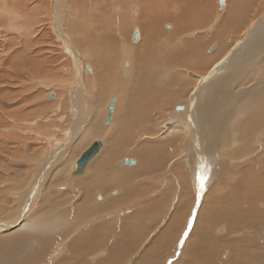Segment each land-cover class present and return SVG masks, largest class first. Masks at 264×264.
Wrapping results in <instances>:
<instances>
[{
	"label": "rangeland",
	"instance_id": "rangeland-1",
	"mask_svg": "<svg viewBox=\"0 0 264 264\" xmlns=\"http://www.w3.org/2000/svg\"><path fill=\"white\" fill-rule=\"evenodd\" d=\"M206 1L209 2V4H207V7L209 9L208 11L205 6ZM249 1L251 2V4L244 3L242 5H239L238 7L234 5L232 6L233 9H238L240 12H242L244 22L239 29H236V31H232L229 34H225V26L226 24H228L227 19H229V15L227 14V12L230 11L231 0H225V4L222 7L219 5L218 0H202L201 4L199 5L201 7L200 11L202 12L199 14H201L202 16L190 14L184 19H180L179 21L175 17L179 16V13L176 12L178 11V9L182 7L183 0H158L157 4L161 7L169 8L171 13V17L169 18L170 20L169 19L163 20V18H159L158 20H155L158 21L157 23H160L161 32H165V34L173 32L174 23L177 24V22L180 25L182 24L186 25V22H188V26L184 27L180 33V35L184 36L182 37L183 41L182 40L179 41L177 39V35H174L172 37H166L162 34V36L159 35V38H157V40L154 43H152V45H155L154 46L155 48L152 49L151 51H148V57L150 58L149 53L151 55H155L156 57L153 58H156L157 61H159L158 63L160 64V66H159V70H155L154 67L148 68L147 70L148 77L147 80L145 81V84L148 87L174 86L176 85V82L172 80V78L174 77L173 75H177L179 77V80L182 81V84L180 85L179 92L177 93L165 94L162 92V93L153 94L151 96V98L154 99L153 103L150 104L145 109L143 105L144 101L142 100L141 102H139L140 99L134 97V95L132 94L134 93L133 91H131L132 93L130 95H125L130 97L128 98V100L123 98L124 91H121L122 89L119 87L121 75L120 72L116 70V66L114 64H109L106 60L101 59L100 62L103 65L109 66V68L104 74H101L100 77H103V80L107 81L108 83H106L107 85L106 84L104 85L102 82V85L99 83L98 86H97L98 81L96 80V77H95V83L97 84H95L93 81H90V78L92 76L90 77L87 76L88 75L87 72L85 71V69L81 67V65L79 69H77V67L74 65L76 60L81 61L80 63L78 62L76 65L81 63L82 64L85 63L87 65V63L89 62L88 65H90V67L93 70H95V74H97L95 65L99 67L103 65L101 63H98L96 59L92 60L93 51L95 49L101 50L103 48H109V46L106 45L109 43L111 44L109 45L112 47L116 45L117 47L116 54L119 61H120V54L123 56L125 50L127 51L128 56L130 57L129 49L132 48L131 45L137 46L141 41L140 38H138L139 41L138 39L136 42L132 41V35L134 30L137 29L140 32L139 26H132L127 33V37L124 40H120L121 41L120 43L117 42L115 43L113 41H116V37L113 35L110 36L108 31L104 30L101 27L103 26V23L99 22L101 7L104 6L101 0H66L63 12L66 15L68 21L66 25L68 34L63 33V35L65 34L64 37H67V39L69 38L71 40V43L73 42V46L76 47L75 50H78L83 57V60H81L82 58L79 56L80 58L78 57V59L74 61L73 58L70 57L68 53L64 51V48L61 47L62 41H60L59 36L55 35L52 32V30H50L49 23L52 20L51 19L52 9L48 6L49 0H0V103H1L0 104L1 107L0 108V130H1L0 131V161H1L0 162V198H1L0 205L3 202V205L6 210L5 219H10V216L12 217L13 214H16V209L14 205L17 203L18 200L22 199L23 193H18L22 191L20 189L17 190L16 182L22 181L23 183H25V185L21 188L22 190H24L26 187H29L33 183L34 180L33 177L35 176L34 175L35 173H33V177L31 175L35 167V163L33 162L34 159L33 157L38 156L37 154H34L33 148L39 147L43 152V149L47 148L48 146L58 147L61 146L60 144L62 143V145H64L63 148L65 149H63V151L61 150L60 160L61 159L65 160V161L62 160V166H64V171L67 166V170L65 174L66 176H68V178L67 177L66 178L69 181V177H70L69 175H71L72 171L75 169V165H76L75 160L77 159L76 157H78L77 155L80 154L83 148H85L90 143V141L96 138L93 136H86V137L83 136L86 132H88V128H89L88 123L89 121H91L94 115L95 117H99L100 121L102 120L103 124L102 122L99 121L100 125L102 124L101 126H103V128H107L105 132L106 136L103 139L105 140V147H106V145L108 144V136L110 135V133L112 134L114 131V125L112 128L108 127V124L110 122L108 124H104V118H105L104 112L106 106L105 104L107 103L108 98L111 96L116 97L115 102H116L117 114H118L117 108H119V104H120L119 102H121V100L127 101L128 105L130 104L131 105L130 108L121 112L122 113L121 118L125 122L124 125L117 128V132L119 133V138L116 141L115 146L113 147L114 156H112L110 160H107V162L104 163L105 166L101 164V174L104 177L105 172L117 174V172H123L125 170H131L133 168L139 169L140 167L138 166L141 164V162L136 156V150H138L139 148H143L145 146L160 145L161 139H163L161 136L163 134H160V131H162L163 128L165 127L166 125L165 122L167 121V118L168 119L171 117L176 118L177 114L180 113L178 111L177 112L173 111L174 107L179 103H187V102L189 103L190 101L191 97L189 98L187 97L188 91L196 84L197 81L194 72L203 71L202 74H204V71L207 72L208 68L210 67V66L206 67L205 65L207 61V57L205 55L212 54L216 51L217 46L220 43V39L223 38V36H228L229 41L235 38L237 39L238 37L241 36V33L245 34L247 30L249 31L252 28V26L256 23L255 22L256 19L258 20L259 18H261V16L264 15L263 13L264 10H261V6H263L264 0H249ZM95 3L97 5H95ZM31 5L35 6V8H32ZM122 8L125 11L127 10L128 12H130L129 5L125 4V6H123ZM113 10L114 9L110 8L111 15L114 14ZM139 11L140 8L137 13H139ZM173 14L175 16H172ZM111 15H110V20H111ZM175 19L177 20V22L175 21ZM251 21H253V23H251ZM93 23L95 24L92 25ZM261 24L262 25L259 26L261 28L260 30L262 31H258L256 36L257 35L259 36V34H261L262 32L264 33V25H263L264 22ZM165 25L169 27L166 28ZM97 27L99 28V35L97 36L96 41L95 42L90 41L89 43H86L85 39L87 37L88 31ZM235 28L236 27H234V29ZM157 29L159 28L157 27ZM215 32L217 37L210 42L209 36ZM106 37L107 39H105ZM251 41L253 45L254 40H252V38L248 41V43L249 42L251 43ZM82 42L83 45L81 46ZM22 45L26 47L24 54H16L15 56L11 57V53L17 47H20ZM214 45H216L215 50L210 52L209 51L210 48L213 47ZM39 50L41 51V53L40 55H38L39 59H37L33 57L32 54L39 52ZM192 51L197 52L200 55L199 64L196 62V59H193ZM251 55L248 54L247 57H250ZM241 60H245V58H242ZM153 63H155V61H152L150 64ZM248 64H249L248 67L250 66L249 67L250 69L248 68V70L252 72L253 70L251 69H253L254 65L250 63ZM124 67H129V65L127 64ZM75 69L76 71L78 70V72H80L78 75L76 74V71H74ZM115 77H117L118 80L117 86L114 84L115 80L113 78ZM87 79L88 81H90V83H88ZM128 83H129L127 84L128 88L134 85L132 81ZM110 84L113 85L111 86ZM250 84L251 83H249L248 85ZM6 87L8 89H6ZM176 88L177 86H175V92H176ZM50 91L54 94V97L51 99H49L47 95V93H49ZM72 91L73 93H75V95L72 93ZM231 98L232 100L233 99L237 100L233 98V96ZM22 101L24 102L23 107L25 108L19 110V108L17 107L21 105V104L19 105V102ZM138 109L139 110L143 109L144 111L138 115L137 114ZM17 111H19V113ZM167 112L170 113V115ZM151 118H153L152 124L150 123ZM187 122L189 123L188 120ZM124 127L126 133L123 130ZM72 128L73 129L77 128V129L73 130ZM74 133L76 134V136H74ZM253 133H255L252 134L253 139L250 138L248 144L250 145V147L247 146V149L250 151V152L248 150H247L248 152L246 151L249 155V156L247 155L246 157L247 159H245L244 163L242 161V163L240 164L241 166L239 165L238 168H236L237 171L236 170H234L233 172L227 171L224 174L226 181L227 180L230 181L229 179H231V177L234 176L233 177L234 184L239 187L240 185L238 184L241 181H243V177L248 175L249 176L256 175L257 176V177L255 176L256 181L262 180L264 182V178H262L264 177L263 176L264 161L262 159V157L264 156V149L262 150L261 147L257 148L259 150L252 149L256 147V144L258 142V136L261 133V129L259 128ZM146 135H151L152 138L150 139L153 141L155 140L156 143L152 145L151 140H148L146 138ZM234 137L236 139V133ZM122 138H125L127 140V144L121 140ZM64 139L66 141L68 139V144L66 146H65L66 141ZM188 140H189V135L185 139L184 142L185 144L184 143L183 145L179 144L180 140L177 142L178 145L176 144V147L173 149L172 154H170L169 151H167V154L164 155L166 157V160L165 161L162 160L161 162L162 167L159 169V171L155 173L156 176H154L155 174L137 175V173H134V175L125 177L127 179L126 183H119L114 187L109 186L112 189L114 188L115 190L117 189L121 191L123 190V188L127 189L128 187L126 185L129 184L128 186L131 189L127 190V194L132 198L129 201L123 203H115V204L110 203V205L112 204L113 208L111 207L108 209L110 205L107 208H105V210L96 207L97 212L95 213L93 212L94 213L93 216L91 213H90L91 215H87V217L89 218V222L93 218H98L96 219L97 221H95V219L92 221L93 225L102 222L103 224L102 227H103L108 224L105 230L103 228L104 232L102 233L101 240L100 241L98 240L99 242L97 241V243H95L96 244L95 247L98 246L97 247L98 249L94 247V249L96 250L95 254L94 253L91 254L90 252H94V251H91L89 248L84 249L85 247H82L81 249L80 245L84 244L83 242L85 241H79L73 247L68 246V243L76 235L84 232V229L81 226V223L83 221L82 222L79 221L80 223L76 224L77 225L76 227H73L74 225L72 226L69 225L71 226V229L73 228V230L70 231L71 233L69 232L70 236L68 235L66 237H63L62 235L63 233H60L59 236L56 237L54 243L50 242V244L48 245L49 249H47V251L45 249L46 253H48V259L43 257L41 261L39 260L38 264H46V263L48 264L50 256L56 251V249L58 250V247L61 244H65L63 253L60 254L59 257H56V259H54L53 262L51 263L49 262L50 264H93L95 263L96 259L91 263L89 262L90 260H92L90 256L91 255H94L96 257L101 256L102 251L104 253H108L104 251V248H108L111 242H117L118 239H125L126 236L131 237L132 235L141 236L145 234V235H150V237H153V234L156 233L158 234L162 231L163 225L166 226L168 224L166 222L170 220L171 212L172 214L175 212V205L179 200L183 201L184 204V206L181 207L179 211L185 208V204L186 206L189 205L191 210L187 211L188 213L187 217L185 216V218L182 221L180 219H177L174 225L170 226L169 224L170 228L171 227L173 228L172 235L169 234L171 236L169 240L166 241L165 238L161 239V242L165 241L166 242L165 245L168 246L166 251H164L165 255H167V257L169 255L171 256L167 259L166 264L168 263L171 264L173 260H179L181 258L180 255H181L182 246L185 240L188 239V236L191 234L190 232L195 222L199 221L198 222L199 228H203L207 224L213 222L214 224H212V226L209 229V233L207 234L211 236L215 232H218L219 234H222L219 236L220 238L222 239L225 238L222 237L224 235L223 232L225 230V228H223L224 226L219 227L217 229L218 231H215L216 228L220 226L222 223H227L224 220H222V222H218L219 214L217 213H219L220 211V205L218 206L214 205L212 207L206 206L205 208L203 207L202 212L204 213L208 211L206 212L207 215L202 217L201 219L199 218V214L201 212L200 211L201 206L203 205L202 201L206 198L205 196L208 195L209 191L212 190L213 188L217 190L219 188L220 177L222 175L223 170L225 169V168L222 169V165L224 164V161L223 160H222L223 162L220 161L221 158L217 154V157L216 156L215 157L218 158L216 162L218 161L217 164H219V167H217L216 162L213 163L210 162L212 165L215 164L216 173L211 174L206 172L205 183H204L205 188L200 193V199L203 200L202 201L199 200V203H197V191H198L197 177L194 178L193 180L190 174L188 175L187 171L185 170V165L180 161V158L174 157L175 155L179 156L180 154L184 153L183 151H185L186 149V147L184 146H186ZM237 143L236 145L230 144L232 148L229 145L225 146V148H229L232 151H234L236 148H238L239 143L238 144ZM176 148L179 150H177ZM159 151H164V150L161 149ZM62 153L63 155H61ZM3 154L4 156L1 157V155ZM100 154L101 153H99L94 160L99 158ZM259 154L262 155L260 156L261 159L258 156ZM128 156L135 158L137 162L139 160L138 163L136 162L137 165L134 166H127L124 164L122 165V163L120 162L121 158ZM66 157L68 158L67 160ZM94 160L92 162H94ZM204 160L207 159L205 158ZM177 161H179L180 163H178ZM92 162L87 166L88 168L85 169V172L82 175H80L81 179L84 176V174L85 176L83 178L87 177L89 178V180L90 178H93V172L95 167H93L94 163ZM118 164L121 165L119 166ZM245 164L246 165L249 164V166H252L251 170H253L254 168V170L248 173L247 175L241 172V169L247 167ZM172 165L174 166L173 167L174 169L172 168ZM96 167H100V166H96ZM107 167H109L110 169H108ZM124 167H128V168L124 169ZM171 172H173L174 174V183L172 184L169 183V185L167 186L162 184L161 179H163V177L169 176ZM20 173H22L21 176H19ZM108 173L106 175H108ZM160 175L162 176L160 177ZM157 176H158V180H157ZM60 177L62 179V176ZM66 178L63 181H60L61 179L54 180V182L56 183L51 185V188L53 189L59 184L60 185L65 184L67 182ZM183 178L186 179L185 183L184 182L181 183V181H183ZM154 179L156 181H154ZM83 181H81L80 184L76 182L72 183L70 181L69 183H67L68 185L66 187L78 189L80 188L79 185H81ZM47 182L48 180L45 179L43 184H47ZM106 182H108V177L106 178ZM227 185L230 187L229 184ZM44 186L45 185H43V190L45 189ZM243 186L245 188V185ZM111 188L109 189L107 188L108 189L107 191L106 188L98 187L95 190L89 192L88 193L89 197H87L89 199V202L91 203L92 200L93 201L96 200L95 199L96 197L94 196L96 192L99 191L100 189L102 190V191L100 190L101 194L105 192L104 194H106L108 198L109 196L110 198L112 196H115V195H111L112 192L114 191L111 190ZM168 188H170L171 190L169 191ZM184 189L187 191L185 192ZM188 189L191 192H189ZM16 191H18L17 192L18 198L15 196ZM41 191L42 189L39 190V195L36 201L40 198ZM228 191L229 189L227 190V192ZM13 192H14V196H13ZM256 192H257L256 194L258 195H262V196L264 195V190L261 188H258ZM59 193H63V192L59 191ZM218 194L219 193L213 195L215 199ZM67 195H69L67 198L68 200L66 199L67 202L63 203L64 206L62 205L56 208L57 210L61 209V211L58 213H67V211H71L69 212L70 216L68 215V218L65 219L66 221L64 220L63 223L69 221L74 213L73 209H69L70 207L72 208L71 204L74 203L73 202L75 200V197H73L74 194H67ZM10 199H13V201L11 202ZM69 201L70 202L72 201L73 203L72 202L70 203ZM93 201L92 203L94 204ZM153 201H158L161 203L157 207L156 211L153 210L149 212V210H147V208L145 207H147V205H150V203ZM97 202H102V199H97ZM228 203L230 204L231 202ZM257 205L263 206L261 202L257 203ZM194 207L198 209L195 211L196 213L191 214V218L189 219L188 216H190L191 211L193 212V209H195ZM137 210L138 212L139 210L141 211L138 213ZM226 211L227 212L229 211L228 207H226ZM136 212L137 215H139L141 212L146 215L145 216L146 218L143 217V219L145 218V220L141 219V221L143 220L142 223L144 222V224L140 223L142 224L140 226V225H135V222H132L129 225V223L126 222L125 225L122 224L121 226L122 221L131 219L132 217L135 216ZM148 212L152 214L149 215ZM144 214L142 216H144ZM250 214L257 216V217L253 216L254 217L253 221L258 222L260 220L259 224L262 223L261 220L264 219V206L258 207L256 210H252ZM137 215L135 217H137ZM152 215L154 218L151 217ZM235 217L237 218L234 221L235 225L239 228H245L246 227L245 221L251 216L245 218L240 214H237ZM189 220L192 221L190 226H189ZM196 225L197 223L194 226ZM89 226L86 225L84 228L88 230L90 228ZM226 226L228 228V225ZM262 228L261 229L263 231L261 230L259 232V235L264 236L263 235L264 224ZM80 229L83 230L81 231ZM124 229H126V231H124ZM66 230H68L67 227ZM167 233H170V230ZM184 233H187V235L184 236ZM179 235H180V239H179ZM182 238H183V244L181 245L180 241ZM209 239L210 238L208 237L205 240V244L208 243L207 247L209 246V249L211 250H213V247H216L215 251L213 252H215L216 255L223 254L224 256L220 255L221 256L220 259L223 260L226 259L225 254L229 253V251L226 252L227 247L225 245H224L225 247H223V245H221L220 242H219L220 246L219 244L216 245L214 244L215 245L214 246L211 243L213 240H209ZM60 241H62L63 243ZM198 242L199 241L197 240L195 244ZM101 243H102V248L104 247L103 249L101 247L99 248V244ZM133 244L134 243L132 242V245ZM137 245L138 242H136V250L133 253V258L136 257L137 254L139 253V247H137ZM256 247H258V245L250 244L247 248L255 249ZM220 248H222V250ZM178 250L180 251V253ZM118 254L119 253H116L113 256H109L107 258V260H109L108 261L109 263L105 262V264H121ZM63 257H66V259L65 258L63 259ZM184 259H189V262L184 261V264H220L218 262L217 256H212L210 262H207L203 256H197L196 252L194 255L189 254ZM132 260L133 259H126L125 263L123 262L122 264H128V263L130 264Z\"/></svg>",
	"mask_w": 264,
	"mask_h": 264
},
{
	"label": "bare ground",
	"instance_id": "bare-ground-1",
	"mask_svg": "<svg viewBox=\"0 0 264 264\" xmlns=\"http://www.w3.org/2000/svg\"><path fill=\"white\" fill-rule=\"evenodd\" d=\"M101 1L103 2L104 6L101 7L99 22L103 23V26H101V27L104 30L108 31L110 36L113 35L116 37V41H113V42L120 43L121 42L120 40H124L127 37V33L132 26H139V28H140V32L138 30L137 36H138V38H140L141 41H140L139 45H137V46L131 45L132 48L129 49V53H130L131 58L128 56V53L125 50L123 56L120 54V61H119L117 54H116L117 47H116V45L114 47L110 46L111 45L110 43H109L110 45L106 44L109 46V48H103L101 50L95 49L93 51V59L92 60L96 59L98 63H101L100 62L101 59L106 60L109 64H114L116 66V70H118L120 72L121 78H120V86L119 87L122 89L121 91H124L123 98L128 100V98H130V97L125 96V95H130L132 93L131 91H133L134 93H132V94L134 95V97H137L140 99V101L138 100L139 102H141L142 100L144 101V103L143 102L142 103L144 105V108L146 109L150 104L153 103L154 99L151 98V96L153 94L162 93V92L165 94H171V93L179 92V88H180V85L182 84V81L179 80V77L177 75H173L174 77L172 78V80L176 82V85L173 84L174 86H169V87H162V86L148 87V86H146L145 81L147 80V77H148V74H147L148 68L154 67L155 70H159V66H160V64L158 63L159 61H157L156 58H153V57H156L155 55H151L149 53L150 58L148 57V51H151L152 49L155 48L154 47L155 45H152V43H154L157 40V38H159V35L162 36V34L166 37H172L174 35H177V39L179 41H181L183 39L182 37H184V36L180 35V33L184 27L188 26V22H186V25H183V24L180 25L177 22V20L179 21L180 19H184L185 17H187L190 14L202 16L201 14H199V13H202L200 11L201 7L199 6L201 4L202 0L201 1L200 0H196V1L195 0H183L182 7H181L182 9L180 8L176 12V13H179V16L175 17L177 19V20L175 19L177 24L174 23L173 32L166 33V34H165V32H161V30H160L161 25H160V23H157L158 21H155V20H158L159 18H163V20L169 19L171 17V13H170L169 8H164V7L159 6L157 4L158 0H101ZM65 3H66V0H49L48 6L52 9V13H51V15H52L51 19L52 20L49 23L50 30H52V32L55 35L59 36L60 41H62L61 47L64 48V51L66 53H68V55L70 57H72L74 61L76 59H78L79 56L82 58L81 60H83L81 53L78 50H75L76 47L73 46V42L71 43V40L69 38L67 39V37H64L65 34H68L67 28H66L68 21H67L66 15L63 12ZM244 3L245 4H251V2L249 0H231L230 11L227 12V14L229 15V19H227L228 24H226V26H225V34H229L232 31H236V29H239L240 26L243 24L244 19H243L242 12H240L238 9H233L232 6L234 5V6L238 7L239 5H242ZM125 4L129 5L130 12H128L127 10L125 11L122 8L123 6H125ZM207 4H209L208 1L205 2V6H206V9L208 11L209 9L207 7ZM95 5H97V4L95 3ZM138 6L140 8L139 13H137L139 10ZM31 7L35 8V6H33V5H31ZM110 8L114 9L113 15H111ZM261 10H264V4H263V6H261ZM110 15H111V20H110ZM172 16H175V15L173 14ZM213 17H214V15H213ZM225 18H226V16H225ZM255 22L257 23V24H255V26H253L252 28L250 27L251 29L249 31L247 30L248 32L246 31L245 34L241 33L240 37H238L237 39L235 38L236 40L230 39L231 41H229L228 36H223V38L220 39V43L217 46L216 51L212 54L205 55L207 57V61H206L205 65H206V67L210 66L208 68V71L207 72L204 71V74H202L203 71L202 72H199V71L194 72V74L196 75L195 77L197 78L196 79L197 81H196V84L192 88H190V90L188 91L187 97L188 98L191 97L190 101H189V103L188 102L187 103H179L178 105H176V106L182 105L184 107V109L181 111L173 109V111H176V112L178 111L180 113L177 114L176 118H172L171 116H170L171 118H169V119L167 118V121L165 122V124H166L165 127L163 128L162 131H160V134H163V135H161L163 139H161L160 145H158V146L154 145L156 143L155 140L153 141L150 139V138H152L151 135H146V138L148 140H151V144L154 145L155 147L154 146H145L143 148H139L138 150H136V156L138 157V159L141 162V164L138 166V167H140L139 169L135 168V169H137V170H135L133 168L131 170H125L123 172H117V174L107 172L108 175H106L107 173L105 172L106 176L104 175V177L101 174V164L104 165V163L107 162V160H110L111 157L114 156V148L113 147L115 146V143L119 138V133L117 132V128L124 125V122H125L121 118L122 117L121 112L130 108V105H131V104L128 105L127 101H122V100H121V102H119L120 103L119 108H117L118 114L116 112V102H115V106H114L115 108H114V111L112 114V119H111L112 121H110V123L108 124V127H110V128H112L114 125V131L112 134L110 133V135L108 136V144L106 145V147H105V140H103V139L106 136L105 132H106L107 128H103V126H101L103 124V122H102V120L101 121L99 120V117H95V115H94V117H92L91 121H89V123H88V125H89L88 132H86L83 135L84 137L93 136L96 138H94L92 141H90V143L85 148H83V150L80 152V154L83 151H85L94 141H101L102 142L101 150L87 163V165L85 167V169L88 168L87 166L95 159V157L99 153H101L99 158H97L96 160H94V162H92V163H94L93 167H95V168H94V172H93V178H90V180L87 177H86L87 179L83 178L85 176V174L81 179L80 175H78V176L72 175V173H71L72 176L69 175L70 176L69 181L67 180L68 176H66V174H65V172L67 170V166H66V169L64 171V166H62V160H64V159L60 160L61 150L63 151V149H65V148H63L64 145H62V143L60 144L61 146H58L59 148L48 146L47 148L43 149V152L41 151V148H39V147L33 148L34 154L38 155L36 157H33L34 158L33 162L35 163V167L33 169V172L31 171L32 172L31 175L33 177V173H35L34 174L35 176L33 177L34 180H33V183L29 187H26L24 190H22L21 188L25 185V183H23L22 181L16 182L17 190L20 189L22 192L16 191L15 196L17 197L18 193H23L22 199L18 200L17 203L14 205V207L16 209V214H13L12 217L10 216V219H5L6 218V215H5L6 210H5V207L3 205V202L0 205V264H38L39 260L41 261L43 259V257L48 259V253H46V251H47V249H49L48 245L50 244V242L54 243L56 237L59 236L60 233H63L62 234L63 237H66L68 235L70 236V233H71L70 231L73 230V228L71 229V226L74 225L73 227H76L77 226L76 224L80 223L79 221H81V222L83 221L81 223V226L83 227L84 232L76 235L68 243V246L73 247L77 242L85 241V242H83L84 244L80 245L81 249H82V247H85L84 249L89 248L91 251H94V252H90L91 254L95 253L96 252V250L94 249V247L96 245L95 243H97L98 240L99 241L101 240L102 233L107 228L108 224L106 226H103V227H102V225H103L102 222H100L96 225H93L92 221L94 219H95V221H97L96 219H98V218H93L89 222V218L87 217V215L92 214V216H93L94 213L97 212V208L105 210V208H107L110 205V203H113V204L123 203V202L129 201L132 198L127 194V190L131 189L128 186L129 184L126 185L128 187L127 189L123 188V190H121V191L117 190V189L115 190L114 188L112 189L109 186L114 187L119 183H126L127 179L125 177H129L131 175H134V173H137V175H148V174L153 175V174H155L162 167V165H161L162 160L163 161L166 160V157L164 155L167 154V151H169V153L172 154L173 149L176 147L177 142L180 140L179 144L183 145V143L185 142V139L188 137V135H189V140L187 141L186 146H184V147H186L185 151H183L184 153L180 154L181 156L175 155L174 157L180 158V161L185 165V170L187 171L188 175L190 174V176L193 178V180L196 177L198 178V176L201 173H203L204 176L206 175V172L211 173V174L216 173L215 172L216 171L215 164L212 165L210 162H212V163L216 162V160L218 159V158H216L217 154L221 158L220 161H222V160L224 161V164L222 165V169L225 168L222 172L221 177H220L218 190L213 188L212 190L209 191L208 195L205 196L206 198L204 200L202 199L203 201L201 199H199L202 201V204H203L201 206V210H200L201 212L199 214V218L201 219L202 217L207 215L206 212H208V211H206L204 213L202 212L203 207L205 208L206 206L212 207L214 205H216V206L220 205V211L218 210L219 213H217V214H219L218 222H222V220H224L227 223H222L215 230V231H218L217 229L219 227L224 226L223 228H225V230L223 232L224 235L222 237H225V238L222 239L219 237L222 234H219L218 232H215L211 236H209L207 234V233H209V229L212 226V224H214L213 222L207 224L203 228L198 227L199 221L195 222L194 225L196 223H197V225L192 226V229L190 232L191 234L188 236V239L185 240V242L182 246L181 255H180L181 258L177 262L176 261L174 263L171 262V264H184V261L189 262V259H184V258L186 256H188L189 254L194 255L195 252L197 253V256H203L207 262H210L212 256H217L218 262L220 264H264V238H263L264 236L259 235V232L263 229L262 227L264 224V219L262 218L263 219V220H261L262 223L259 224L260 220L258 222L253 221V219H254L253 216H256V215L250 214V212L252 210H256L258 207L264 206V197H263L264 195L262 196V195L256 194L257 193L256 190L258 188H261L264 190V182L262 180L256 181L255 180L256 175H254V174H251L254 176L242 175L244 177H243V181H241L238 184V185H240V187H239V186L234 184V179H233L234 176H232L231 179H229L231 182L227 180L229 183L226 181L225 176H224L225 172H227V171L233 172L234 170H236V168H238V166L242 163V161L244 163L245 159H247L246 158L248 155L247 152L249 151L247 149V146L250 147V145H248L250 138H252V136H253L252 134L257 133V132H255V133H253V132L258 130L259 128L261 129V133L258 136V142L256 144V147H254L252 149L254 150V149H257L258 147L259 148L261 147L262 150L264 149V137H263L264 136V130H263V127H264V75H262V74H264V33L262 32L261 34H259V36L258 35L256 36L258 31H262V30H260L261 28L259 25H262L261 23L264 22V15L261 16V18H259L258 20L256 19ZM251 23H253V21H251ZM94 24L95 23H93L92 25H94ZM157 27L159 29H157ZM234 27H236V28L234 29ZM246 29H248V28H246ZM205 30H206V28H205ZM63 33H65V34L63 35ZM98 35H99V28L98 27L89 30L87 37L85 39L86 43H89L90 41L95 42ZM216 37H217L216 32L212 33L209 36L210 42L212 40H214ZM250 37L252 38V40H254L253 45H252V41H251V43L250 42L248 43V41L251 39ZM105 39H107V37ZM218 39H219V37H218ZM138 41H139V39H138ZM190 42H192V41H190ZM82 45H83V42L81 43V46ZM241 46L244 48H242ZM25 48L26 47L24 45L17 47L11 53V57L15 56L16 54H24ZM40 48H38V49H40ZM192 52H193V59H196V62L199 64L200 55L197 52H194V51H192ZM40 53H41V51L39 50V52L32 54V56L39 59L38 55H40ZM248 54L249 55L252 54L253 57H252V55L250 57H247ZM242 58H245V60H241ZM76 61H75L74 65L77 67V69H79L80 65H81V67L83 69H85V71L87 72V74H88L87 76H89V77L92 76L90 78V81H93L95 83V77H96L98 84L97 83H95V84H97V86L99 85V83L102 85V82L104 85L106 83H108L107 81L103 80V77H100V75L104 74L107 71V69L109 68V66L103 65L102 63L101 64L103 66H101V67L95 65V68L97 70V74H95V70H93L90 67V65H88V63H89L88 61H87L88 62L87 65L85 63H83V64L81 63V64L76 65L78 62L79 63L81 62V61H77V62ZM152 61H155V63L150 64ZM248 61H250V62H248ZM248 63L254 65L253 69H251V70H253L252 72L248 70V68L250 67V66L248 67V65H249ZM127 64L129 65V67H124ZM87 67L90 68V71H88ZM74 71H76V69ZM79 73L80 72H78V70H77L76 74L78 75ZM113 79L115 80L114 84L117 86L118 85L117 77H115ZM256 79H258V80H256ZM87 81H88V79H87ZM90 81H88V83H90ZM131 81L133 82L134 85H132L131 87L128 88L127 84H129L128 82H131ZM249 83H251V84L248 85ZM110 85L112 86L113 84H110ZM175 86H177L176 92H175ZM6 89H8V88L6 87ZM165 89H167V90H165ZM90 90H92V89H90ZM234 90H236V91H234ZM50 93H52V92L50 91L49 93H47V95H49ZM72 93H73V91H72ZM73 94L75 95V93H73ZM232 96H233V98H235L237 100H234V99L232 100V98H231ZM112 97H114V96H111L108 98L107 103L110 101V99ZM114 98L116 100V97H114ZM107 103L105 105H107ZM19 105L20 106L17 107V108H19V110L25 108V107H23L24 106L23 101L19 102ZM155 107H156V105H155ZM143 111H144L143 109H140V110L138 109L137 114L139 115ZM17 112L19 113V111H17ZM93 112H94V110H93ZM115 112H116V115H115ZM104 114L106 115V106H105ZM168 114L170 115V113H168ZM100 119H102V118H100ZM152 119L153 118L150 119L151 124H152ZM187 120L189 121V123L187 122ZM99 121L102 122L101 125H100ZM75 129H77V128H75ZM75 129H73V130H75ZM123 130L125 131V127L123 128ZM125 133H126V131H125ZM235 133H236V139L234 137ZM74 136H76L75 133H74ZM121 140L127 144V140L125 138H122ZM65 141H62V142H65ZM236 141L239 143V145H238V148H236L234 151H232L229 148H225V146H227V145L230 146V144L236 145V143H237ZM67 144H68V139L66 141L65 146ZM230 147L232 148V146H230ZM252 147H253V145H252ZM161 149H163L164 151H159ZM177 150H179V149H177ZM257 150H259V149H257ZM80 154L77 156L79 157ZM243 154H245V155H243ZM61 155H63V153ZM2 156H4V154L1 155V157ZM258 156L260 157L262 155L259 154ZM78 157H76V158L78 159ZM125 158H129V159H132L133 161H135V165H137V163L139 162V160L137 162L135 160V158L130 157V156L121 158V161H122V159H125ZM205 158L207 160H204ZM67 159L68 158L66 157V160ZM171 159H173V158H171ZM241 159H243V160H241ZM260 159H261V157H260ZM262 159L264 161V156L262 157ZM177 162L180 163L179 161H177ZM217 162H216V164H217ZM75 164H76V162H75ZM118 165L120 166L121 164H118ZM173 165H172V168L175 166V165L174 166ZM96 166H100V167H96ZM132 166H134V165H132ZM246 166L247 167H245L244 169H241V172H243L245 175H247L248 173H250L251 171L254 170V168H253V170H251L252 166H249V164ZM135 167H137V166H135ZM217 167H219V164H217ZM107 168L110 169L109 167H107ZM126 168H128V167H124V169H126ZM172 168H170V169H172ZM108 171H110V170H108ZM168 171H169V169H168ZM172 171H174V170H172ZM238 171H239V169H238ZM84 172H85V170H84ZM21 175H22V173H20L19 176H21ZM60 176H62V179ZM154 176H156V174ZM161 176L162 175H160V177ZM208 176H209V174H208ZM107 177H108V182H106ZM183 177H185V176H183ZM260 177H262V176H260ZM65 178L67 180L66 183L64 182L66 185L65 184H61V185L59 184L57 186L55 185L56 186L55 188H53V189L51 188V185L56 183V182H54V180H56V179L60 180L61 179L60 181H63V180H65ZM262 178H264V177H262ZM45 179L48 180L47 184H43ZM83 179H84V181H83ZM144 180H145V178H144ZM157 180H158V176H157ZM70 181L72 183L76 182L78 184H80L81 181H83V183L81 185H79L80 188H78V189L77 188H71V187L67 188L66 187L68 185L67 183H69ZM154 181H156V180L154 179ZM161 181H162V184H164L166 186L169 185V183H171V184L174 183L173 172H171V174L169 176L163 177V179H161ZM182 182L185 183L186 179L183 178V181H181V183ZM159 183H161V182H159ZM227 184H229L230 187ZM43 185H45L44 190H43ZM74 185H76V184H74ZM243 185H245V188ZM26 186H28V185H26ZM126 186H123V187H126ZM191 186H194V185H191ZM98 187L106 188L107 191L109 188H111V190H114L113 191L114 194L112 192L111 195H115V196H112L111 198L109 196V198H108V196L106 194H104L105 193L104 191H103L104 193L101 194V192H100L101 189H100L99 191H97L98 193L96 192V194L94 196V197H96L95 198L96 200H94V201L92 200L94 202V204L92 203V201L90 203L89 199L87 198V197H89L88 193L95 190ZM162 188H163V186H162ZM40 189H42L41 195H40V198L36 201V199L39 195ZM61 189H63V190H61ZM74 189H76V190H74ZM137 189H138V187H137ZM168 189H169V191L171 190L170 188H168ZM228 189H229V191L227 192ZM143 190H145V189H143ZM59 191H61L63 193H59ZM186 191L187 190H185V192ZM188 191H189V189H188ZM251 191H254V192H251ZM139 192H140V190H139ZM158 192H160V191H158ZM189 192H191V191H189ZM216 193H219V194L216 196V199H215L213 195H215ZM67 194H74L73 197H75V200L74 201L72 200L74 203L71 201L73 203V204H71L72 208L71 207L69 208V209H73L74 213H73L71 219L69 218L70 219L69 221L63 223V221L68 218V215L70 216L69 212H71V211H67V213H58L61 211V209L57 210L56 208L59 206H62L64 202H67L66 199L69 196ZM97 195L102 196L100 198V199H102V202H97ZM13 196H14V192H13ZM180 197H182V196H180ZM13 199H10L11 202L13 201ZM91 199H93V198H91ZM189 202H192V201H189ZM228 202H231V203L229 204ZM259 202H261L263 204V206L257 205V203H259ZM160 203L161 202L153 201L150 203V205H147V207H145V208H147V210H149V212H151L153 210L156 211V209ZM68 205H69V203H68ZM105 205H107V206H105ZM183 206H184L183 201H181V200L177 201V203L175 205V212L172 214V212L170 210V212H171L170 220L168 218L169 221L166 222L168 224L166 226L163 225L162 231L158 234L157 233L155 234V236H154L155 241H160L161 239H164V238L166 239V241L170 239L171 236L169 234L172 235V231H173V228L172 227L170 228V226L174 225L176 223L177 219H180L182 221L185 218V216L187 217V214H188L187 211L191 210L190 206L189 205L186 206V204H185V208H183V210L179 211V209ZM111 207H112V204L108 207V209ZM226 207L229 208L228 212L226 211ZM197 209L198 208H195V211ZM114 211H115V209H114ZM140 211L141 210H139V212ZM172 211H174V210H172ZM65 212H66V210H65ZM106 212H107V210H106ZM137 212H138V210H137ZM137 212H136L135 216L137 215ZM111 213H112V211H111ZM192 213L193 212L191 211L190 216H188L189 219L191 218ZM143 214L144 213L141 212L139 215H137V217L134 216L129 220L122 221L121 226H122V224L125 225L126 222H128L129 225H130V223L135 222V225L141 226L142 224H144V222L142 223V221L145 220V218H146L145 214H144V216H142ZM151 214L152 213H149V215H151ZM237 214H240L241 216H243L245 218L251 216L245 221V223H246L245 228H239L235 225L234 221L237 219L235 217ZM154 216H155V214H154ZM143 217H145V218L143 219ZM151 217L154 218L153 215ZM194 218H196V217H194ZM199 218H198V220H199ZM141 219H143V220L141 221ZM207 219H209V218H207ZM206 221H208V220H206ZM206 221H204V222H206ZM140 223H142V224H140ZM169 224H170V226H169ZM69 225H71V226H69ZM86 225L87 226L90 225L89 226L90 228L88 230L86 228H84ZM226 225H228V228ZM68 226H69V228H68ZM81 226H79V227H81ZM66 227L69 231L66 230ZM103 228H104V230H103ZM169 230H170V233H167ZM74 231H75V229H74ZM124 231H126V229H124ZM119 234H121V233H119ZM242 235H244V236H242ZM207 236L210 238L209 240H213L211 242L213 245L219 244V246H220V243H221V245H223V247H225V246L227 247L226 252L229 251V253L225 254L226 259H224V260L220 259L221 256H224L223 254L222 255L221 254L216 255L215 252H213V251H215L216 247H213V250L209 249V246L207 247L208 243L205 244V240H206V238H208ZM121 238H122V236H121ZM125 239H127V236L125 237ZM125 239H123V240H125ZM179 239H180V235H179ZM244 239H246V240H244ZM142 240L144 242V240H146V239H142ZM197 240L199 242L195 244V242ZM202 241H203V243H202ZM60 242H62V241H60ZM244 243H246V244H244ZM57 244H59V243H57ZM120 244H121V242L117 241L116 244H111L109 247L107 246L108 248H104V247L103 248H104V251L106 250L109 253V256H113L116 253H120L121 250L123 249L122 247H119ZM250 244H256V245H258V247H256L255 249H248L247 247ZM77 245H79V244H77ZM148 246H149V244H148ZM97 247H95V248H97ZM100 247L102 248V243L99 244V248ZM64 248H65V244L59 245V247H58L59 251L56 249V251L50 256L49 262L51 263L54 261V259H56V257H59L60 254L63 253ZM148 248H150V246ZM148 248L146 250H149ZM45 249H46V251H45ZM220 249L222 250V248H220ZM82 251H80V252H82ZM140 251L142 252V250H140ZM152 252H154L153 249H152ZM143 253H145V252H143ZM179 253H180V251H179ZM75 254H77V253H75ZM152 254L153 253H150L151 256H153ZM139 255H141V253ZM64 258L66 259V257H63V259ZM90 258L92 260H90L89 262L92 263L93 261H95L94 255H91ZM138 258H139V256H138ZM142 258L145 259V261H146V254H145V258H144V256H141V260H143ZM150 258H152V257H150ZM156 258H158V256ZM222 258H224V257H222ZM160 259H162V258H160ZM148 260H151V259H148ZM74 261H75V259H74ZM154 261H157V260H154ZM192 261H193V259H192ZM49 262H48V264H50ZM95 262H97V261H95ZM158 262L159 261H157V263ZM140 263L141 262H139V264ZM152 263L154 264V262H152Z\"/></svg>",
	"mask_w": 264,
	"mask_h": 264
},
{
	"label": "crops",
	"instance_id": "crops-1",
	"mask_svg": "<svg viewBox=\"0 0 264 264\" xmlns=\"http://www.w3.org/2000/svg\"><path fill=\"white\" fill-rule=\"evenodd\" d=\"M154 236H155V234H153V237H151V238H150V235H142V236H140V235H138V236L137 235H132L131 237L130 236L127 237V239H125L126 241L123 240V239H118V241L121 242V244L119 245V247H122L123 248L121 250V252L118 254L119 259L121 261L120 263L121 264L123 262L125 263V260L126 259H133L130 264H137V263L139 264V262H141L140 264H142L143 262H144L143 264H153L152 262H154V264H165L166 261H167L166 259H168L170 257V255L167 257V255H165V252H164V251H166V249L168 248V246L165 245L166 244L165 241L161 242V240L160 241H155L154 239H152V238H154ZM148 238H150V239H148ZM142 239H146V240H144V242H143ZM132 242L134 243L133 245H132ZM136 242H138L137 247H139V254L141 253V255L137 254V256L133 258V253L136 250ZM111 244H116V242H111L110 245ZM148 244H149V246H150L151 249L148 248L149 247ZM147 248L149 250H146ZM152 249H153L154 252L155 251L156 252L155 253L152 252ZM140 250H142V252ZM105 252H107V251L105 250ZM143 252H145V253H143ZM163 252H164V254H163ZM150 253H153L152 254L153 256H151ZM145 254H146V261L143 258H142L143 260H141V256H144V258H145ZM147 255L148 256L150 255V256L148 257ZM138 256H139V258H138ZM157 256H158V258H156ZM108 257H109V254L108 253H104L102 251L101 256H97V257L95 256V259L97 261L95 263L96 264H104L105 262L109 261V260H107ZM150 257H152V258H150ZM160 258H162L163 260L160 259ZM148 259H151V260H148ZM154 260H157L159 262L157 263V261H154ZM175 261L177 262L178 260H173L172 263H174ZM168 264H170V263H168Z\"/></svg>",
	"mask_w": 264,
	"mask_h": 264
},
{
	"label": "water",
	"instance_id": "water-1",
	"mask_svg": "<svg viewBox=\"0 0 264 264\" xmlns=\"http://www.w3.org/2000/svg\"><path fill=\"white\" fill-rule=\"evenodd\" d=\"M219 5L222 7L225 4V0H218ZM257 24V23H255ZM255 24L253 26H255ZM252 26V27H253ZM169 26H166V28H168ZM138 30L135 29L132 35V41L136 42L138 39ZM216 45H214L213 47L210 48V52L215 50ZM88 71H90V68L87 67ZM54 97V94L51 93L48 95V98L51 99ZM115 106V98L112 97L110 99V101L107 103L106 105V115L104 118V124H108L111 119H112V114L114 111V107ZM175 110H183L184 107L181 106H176L174 108ZM102 148V142L101 141H94L85 151H83L80 156L78 157V159L76 160V165H75V169L72 171V175H81L84 173L85 167L87 165V163L101 150ZM122 164L127 165V166H132L135 165V161H133L132 159L129 158H125L122 159L121 161ZM114 194V192H113ZM97 195V199H100L101 196Z\"/></svg>",
	"mask_w": 264,
	"mask_h": 264
},
{
	"label": "snow or ice",
	"instance_id": "snow-or-ice-1",
	"mask_svg": "<svg viewBox=\"0 0 264 264\" xmlns=\"http://www.w3.org/2000/svg\"><path fill=\"white\" fill-rule=\"evenodd\" d=\"M197 182H198V192H197V203H199V199H200V193L203 191L204 189V183H205V176L203 173H201L198 178H197ZM193 213H195V209H193ZM191 220H189V226L191 225ZM187 233H184V236H186ZM180 244H183V238L180 241Z\"/></svg>",
	"mask_w": 264,
	"mask_h": 264
}]
</instances>
